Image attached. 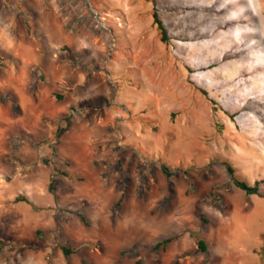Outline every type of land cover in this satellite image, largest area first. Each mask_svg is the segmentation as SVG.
<instances>
[{
  "label": "rangeland",
  "instance_id": "374dc122",
  "mask_svg": "<svg viewBox=\"0 0 264 264\" xmlns=\"http://www.w3.org/2000/svg\"><path fill=\"white\" fill-rule=\"evenodd\" d=\"M224 3L0 0V264H264V87L212 81Z\"/></svg>",
  "mask_w": 264,
  "mask_h": 264
},
{
  "label": "bare ground",
  "instance_id": "6f19581e",
  "mask_svg": "<svg viewBox=\"0 0 264 264\" xmlns=\"http://www.w3.org/2000/svg\"><path fill=\"white\" fill-rule=\"evenodd\" d=\"M232 5L235 7H232ZM263 10V0H228V3H224V8L220 10L219 14L225 18L224 24L227 27L218 36L222 38V36H227L230 33L231 38L236 43L235 52L237 51L236 56L233 57L235 65L237 64L233 69L234 72L232 75L234 77L229 78L228 75H225L227 79H223L221 76L216 75L217 77L212 80L213 82H223L221 83V87L229 86L239 89L237 91L238 93H245L244 95L250 96L255 95L261 90L262 86L264 87V29L260 32V30L253 29L254 25L252 24V22L259 20L258 16L262 14ZM217 42V39L212 38L204 45L210 48L215 46ZM212 51L210 50V53ZM241 68L244 72H248V78L240 79L236 84H233ZM239 73L241 72L239 71ZM212 75H215V73ZM225 82L226 84H224ZM237 92L236 95L238 94ZM262 97L264 98V94Z\"/></svg>",
  "mask_w": 264,
  "mask_h": 264
},
{
  "label": "trees",
  "instance_id": "16d2710c",
  "mask_svg": "<svg viewBox=\"0 0 264 264\" xmlns=\"http://www.w3.org/2000/svg\"><path fill=\"white\" fill-rule=\"evenodd\" d=\"M153 21H154V24L157 26V29H158V31L160 33V38H161L162 43H166L168 41L167 31H166L164 25L162 24V22L159 20L158 15H157L156 12L153 14ZM223 166L226 168V170L228 172V175H229V177L231 179L232 184L237 189H239L240 191H242L243 193H245V195L248 196V197H250V196H259V191H260V189H259V183H255L253 186H251L247 182L242 181L237 176L234 168L229 163H224ZM162 172L165 175V177L168 178V179H171L174 176V174L171 172V170L167 166H165V165L162 166ZM49 192L51 194H54L55 193V182L54 181L50 183ZM16 201L17 202H19V201L27 202L26 200H19V199H17ZM119 203H118V207H119ZM75 215L80 219V221L86 227L89 226V224L87 223V220H86L85 217H83L81 214H78V213L75 214ZM196 215H197V212H196ZM200 220L202 221V223H205V224L207 223L202 218H200ZM175 239L176 238H171V239H167V240H164V241L160 242L153 249V251L165 250V248L167 247V245L171 244ZM195 241H196V245H197L199 251L201 253H206L207 252V245H206V243L203 240H200V239H197V238H195ZM128 252L131 253V251H128ZM62 253H63V256L66 259L70 258L73 254H75V252L72 249L68 248V247H63L62 248ZM125 253H127V252H122L121 255H124ZM175 264H180V262H176Z\"/></svg>",
  "mask_w": 264,
  "mask_h": 264
}]
</instances>
